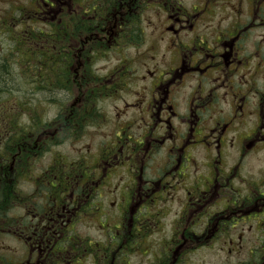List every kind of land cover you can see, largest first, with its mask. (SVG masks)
<instances>
[{
  "label": "flooded vegetation",
  "instance_id": "obj_1",
  "mask_svg": "<svg viewBox=\"0 0 264 264\" xmlns=\"http://www.w3.org/2000/svg\"><path fill=\"white\" fill-rule=\"evenodd\" d=\"M10 1L0 7L16 10L2 27L7 37L44 26L56 52L64 51L59 42L67 46L73 89L82 66L75 62L99 55L98 46L108 48L104 59L129 49L138 59H121L107 73L94 66L102 82L97 93L85 89L82 105L96 118L82 137L108 120L109 99L128 91L133 101L119 109L112 141L91 160L66 156L60 167L56 146L42 154L43 138L55 141L56 129L32 131L33 114H23L30 132L21 156L4 144L0 151V264H190L187 254L215 249L221 238L231 256L245 254L222 264H264V0ZM147 11L157 22L148 32ZM91 18L102 31L75 33ZM59 71L54 58L52 72ZM56 108L46 120L58 118ZM90 218L100 230L94 238L80 231Z\"/></svg>",
  "mask_w": 264,
  "mask_h": 264
},
{
  "label": "trees",
  "instance_id": "obj_2",
  "mask_svg": "<svg viewBox=\"0 0 264 264\" xmlns=\"http://www.w3.org/2000/svg\"><path fill=\"white\" fill-rule=\"evenodd\" d=\"M115 5V0H112ZM90 6H101V0H92ZM99 16L100 11H90V14ZM111 14V13H110ZM107 14L105 13V16ZM76 23H83L82 13H76L74 17ZM99 18H91V23L83 27H75V33L78 31L100 32L102 28L95 27ZM62 34L66 30L59 28ZM40 33L36 28L28 30L26 35L13 36L10 47L7 50H0V151L9 150L10 156L18 153L23 148L24 136L30 132L22 121L25 112H31L33 115L32 131H44L50 129L52 125L61 120V116L70 108L68 104L78 102L80 105L74 107L72 115H69L66 125L61 126V131L56 133V140L43 138L44 149L42 154L48 152L51 148L59 146L68 140L78 139L84 134L88 123H92L96 114L86 116V108L82 105L85 98H82L84 91L90 86L88 91L97 93L95 88L102 82V77L94 71V64L103 55L106 46H98L97 52L91 54L87 59L77 61L80 67L81 75L73 78L74 89L68 84L71 76L68 75L66 59V45L58 43L59 49L64 50L56 52L57 44L53 42L50 34ZM56 58L64 72H52V62ZM77 93V95H75ZM57 105L59 115L57 119L46 120L42 116L45 105ZM90 107V102L87 108ZM73 107L71 106V109ZM45 144L47 145L45 147ZM2 156L0 155V158ZM59 165H67V157L59 156ZM64 173V172H63ZM63 173H60L62 175ZM13 188V187H11ZM10 188V189H11Z\"/></svg>",
  "mask_w": 264,
  "mask_h": 264
},
{
  "label": "rangeland",
  "instance_id": "obj_3",
  "mask_svg": "<svg viewBox=\"0 0 264 264\" xmlns=\"http://www.w3.org/2000/svg\"><path fill=\"white\" fill-rule=\"evenodd\" d=\"M6 0H0V7H2L5 4ZM11 4L14 6L20 4V0H11ZM32 3V2H29ZM26 6V2H25ZM27 7L29 9L31 8L30 4H27ZM14 9H11L8 12H2L0 10V48L6 46V44H9L7 42V35L5 30H2V27L6 23H12L13 16H14ZM156 14L155 11H147L144 16V27L146 28V32L149 31V28L152 27L154 24H156ZM30 24V23H29ZM39 27L43 28L44 26L39 25ZM25 28V24L20 26H14L15 30H21ZM138 50L136 49H129L127 52H119L115 51L111 53L110 57L107 59H101L96 64V69L102 70L104 73H107V70L113 69L115 64L120 61L121 59L125 58H131L134 61L138 59L137 56ZM134 87V80L131 82V89L133 90ZM127 101H133V92L129 93L128 91L122 92L121 95H118L116 97H112L109 99L106 103V111L108 114V120H105L103 124L100 126H97L95 128L88 127L85 135L77 141L66 143L56 146V153L58 152L59 156H67L69 157V160H74V162H77L79 158H81L83 155H87L90 160L92 157L96 156L100 153L102 149L106 146V144L110 141H112L115 132L118 129V122L119 118L123 116L124 113H120L119 109L126 106ZM49 105H45V108H47ZM47 112L50 116L55 115L57 112V108L54 106H49ZM131 110L126 112V116L131 117ZM69 118V112H65L64 115L61 116V120L55 122L52 127L49 129L50 131H54L56 129L57 133L61 131V126L66 125L67 120ZM48 134V133H46ZM54 149V150H55ZM53 150V151H54ZM46 162V163H45ZM49 164L50 158H44L43 164ZM106 189L102 191L105 198H108V203H110V195L108 194L112 190H110V187L107 185L105 186ZM177 206H172L171 209H176ZM174 216V210L165 217V220L167 222H170V220ZM88 224V229L83 227L80 231L83 235L87 236L90 234L93 235V238L99 234L98 229L94 228L97 225V220L90 218L86 222ZM82 227V224L80 223V228ZM159 239V235H154L153 241H154V247L157 244V240ZM214 242V241H213ZM211 242L210 244H212ZM245 254H234L231 256L228 252L227 248V241L225 238H221L217 242V247L215 249H212L210 246H205L199 250H197L194 253H189L185 256V260L190 264H222L230 261L237 260L238 258L243 257Z\"/></svg>",
  "mask_w": 264,
  "mask_h": 264
}]
</instances>
